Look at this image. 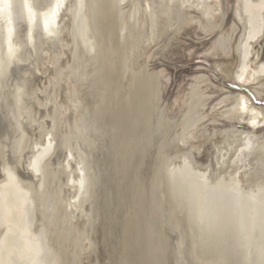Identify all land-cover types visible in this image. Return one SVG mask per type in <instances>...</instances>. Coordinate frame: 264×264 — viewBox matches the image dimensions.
I'll list each match as a JSON object with an SVG mask.
<instances>
[{
    "label": "rangeland",
    "instance_id": "374dc122",
    "mask_svg": "<svg viewBox=\"0 0 264 264\" xmlns=\"http://www.w3.org/2000/svg\"><path fill=\"white\" fill-rule=\"evenodd\" d=\"M52 1L49 8L36 14L45 35L58 25ZM128 3L121 6L119 0H89L88 10L93 12L89 31L93 34L88 31L87 35H96L103 49L98 50L101 59L97 55L93 61L94 53L88 54V44H84L85 35L76 29L80 35L76 31L79 37L62 64L59 59L39 60V79L28 96L18 98L20 104L34 97L33 143L43 144L44 138L56 142L44 167L45 177L37 182L22 175L24 169L16 160L12 163L8 152L5 158L7 167L18 175L19 186L32 191V197L28 192L34 202L29 218L33 220L31 235H39L45 244L47 264H245V260L246 264H260L234 225L230 230L227 225L225 230L216 229L213 218L218 214L223 217L216 206L201 205L193 199L196 195L190 202L170 180V168L174 170L180 160H187L183 164L192 171L199 173L204 167L205 172L211 171L208 174L213 181L226 185L234 183L231 172L243 167L239 177L245 186L264 187V128L254 133L233 115L242 91L224 71L226 60L236 56L245 33L244 22L232 13L231 0H224L216 18L198 12L186 22L188 9L154 4L156 20L149 30L157 38L145 45L147 27L137 13L129 19ZM97 14L102 15H98L102 25ZM206 17H212L210 22ZM179 18L182 23L178 26ZM76 39H81V49ZM20 41L24 43L22 38ZM43 46L39 54L44 53ZM258 50L264 57L262 46ZM196 60L209 65H186ZM61 73H71V85L61 79ZM9 92L10 88L5 91L7 104ZM76 104L79 110L74 114ZM254 135L256 150L236 162L239 148ZM5 139L3 150L7 149ZM216 154H220L221 164ZM233 156L236 158L231 160ZM79 163L87 167L91 185L90 197L81 207L71 204L72 189L67 186L72 173H78ZM3 175L0 181L5 179ZM201 208H213L218 214L213 217L215 211H210L202 217L205 212Z\"/></svg>",
    "mask_w": 264,
    "mask_h": 264
},
{
    "label": "bare ground",
    "instance_id": "6f19581e",
    "mask_svg": "<svg viewBox=\"0 0 264 264\" xmlns=\"http://www.w3.org/2000/svg\"><path fill=\"white\" fill-rule=\"evenodd\" d=\"M33 1L36 4L35 8L30 6L28 0H18L16 2H14V0H0V21H2V27L0 29V175L2 173L5 175H3L5 179L0 181V229L4 228V230H0V233H2V231L4 232L2 233V238L0 239V264H47L45 262L47 260H45L44 257L48 256H45V252H47V250H44V247L42 246L44 243H41V239L38 237L39 235L37 234V237L35 233L33 234L35 237L31 235V226L33 220L31 221L29 218H31V214L34 210L32 209V206L34 205L32 204L34 202L31 199L32 191L30 192L28 190V192L31 194L29 199L27 187L25 191L23 189L24 186H19L20 184L17 183L18 175L15 171H12L7 167V160H5V158L7 156V152L9 153V151L12 150L14 152V160H16L15 162H18V164L24 169H21V167L19 168L24 171H22V173H24L22 175H24V177L29 180L31 179L34 182H37L39 178L45 177V172H43L45 171L44 167L46 162H48L47 160L50 159V155L54 154L52 150L53 147L56 146V142L53 143L54 141L52 138H49L51 136L48 137L45 133L46 135L44 136L49 139L45 140L43 137V144L33 143L34 140L32 141V138L35 137V134L34 130L33 132L31 131V120L33 118L32 108L35 104L34 97H27L28 99L20 104L17 103L19 100L18 98L21 97L24 99V96H28L30 94V89L25 84L29 81V78L32 79V77H34L36 81L39 77V72L37 70L39 60L42 61L44 59L45 62H48L46 59L53 58L55 61L59 59V63L62 64V61L70 54L72 50V42L75 41V38H78L80 35L78 31L82 30V34L85 35L83 36L85 37L84 44H88V54L92 52L93 55L94 53L92 56L93 61H96L95 57L100 52H98V50H103L98 46L95 34L91 37H89L90 35H87L92 25L91 17L93 14V12L91 13V11L88 10L89 0H53L52 7L54 12H57L58 14V25L57 29H55L50 34L48 33L49 35H45L46 33L43 29H41L42 26L40 23L37 24L36 19L39 17H36V14L39 10H44V8H47L49 4H51L50 0ZM127 3V0H119V4H121V6L124 4L126 5ZM163 3L169 7L172 6L174 8L188 9V12H186V19H184L185 22L193 20L194 15L198 12L204 14L205 16H212L213 18H216L218 17L219 13L222 12L224 7V0H131V2L128 3L126 7L127 14L129 19H133L137 13L139 14L140 18L144 20L145 27H147L145 45L157 38L155 34H152L149 30L152 28L151 25L153 26V23H155L156 20L153 5L158 4L160 7ZM231 3L232 13H236L245 24V33L238 42L236 56L233 59L226 60V62L224 61V71L229 76V81L232 82L236 88L242 91V93L237 97V102L234 104L232 110L233 115L237 117V119L239 118L241 123L248 125L250 129L256 133V131L259 129L264 128V112L262 109L264 107V57L261 56V51L258 50L259 46H262V49H264V0H231ZM69 6H72V8H69ZM96 7H98V5ZM98 15L100 14H97V21L102 25V19L100 20L102 15H100V17ZM43 17L47 18V16ZM212 17H206L209 19L208 22H210ZM103 21L105 22V20ZM18 22L21 23V30L20 33L17 34L18 31H16V26L18 25ZM180 22L182 23V18L177 20L178 26L180 25ZM106 25L107 23L105 22V24H103L104 28ZM175 25L176 24H174V26ZM38 29L41 30L40 37L33 33ZM76 31L77 34H79L78 36ZM89 32H91V30ZM91 34L93 33L91 32ZM54 36L57 38L56 41ZM21 38L24 40V43L20 41ZM62 40H64V42H62ZM76 40L78 41L77 44L79 47V40L81 39ZM6 43H8V49L6 48L5 50ZM42 43L46 47L45 51L43 54H39L36 51V58L34 59L32 51L33 49L39 50L42 47ZM226 47L228 48V45ZM226 47L222 48V50H226ZM66 48H69V50ZM79 49H81V45ZM226 51H229V55L231 54L230 48H228ZM102 54L104 53H101V55ZM99 55L97 56L98 58H100ZM90 61L88 63H92ZM39 64V66H41L42 63ZM8 77L11 80V85H8L5 81ZM71 77V73H61V79H64V81L67 83L70 82V85L72 83ZM9 88L10 102L7 104L8 98L5 91ZM19 105L21 108H16ZM78 110L79 105L76 104L74 111L72 112L76 114ZM236 130L234 131L236 132ZM238 131L239 130H237V132ZM249 135L251 136V134ZM255 137L256 136L254 135L252 138H246L247 141L246 143L244 142L242 149L241 147L239 148L240 150L238 147H236V145H234L235 148L239 150V153L237 150V158L233 156V158L231 157L230 159L232 160L235 157L236 162L238 160H245L251 150L253 151L255 143L253 138ZM2 139L6 140L7 151L2 149ZM53 144H55V146H53ZM229 150L230 149L228 147V150L226 151L227 155L229 154ZM220 153L223 152L220 151ZM70 154L71 155L69 157H72L73 155L71 152ZM217 156H219L218 161L221 164V161L219 160L220 154ZM228 156L230 157V154ZM187 157L188 159L190 158L189 156ZM70 159L73 160L74 157ZM226 160L224 161L227 162ZM181 161L183 160H180V165L178 164L174 170H172L173 167L170 168V180L174 182V185L176 186L175 188H177L179 192L183 193L186 196L185 198L190 202L194 195H196L197 198L193 199L195 201L196 199L200 200L201 205L205 203L206 206L209 205L208 208L216 206L217 212L222 214L223 217H220L215 209V212L213 211L214 207L211 210L209 209L208 211H202L203 209H206L205 205L201 206L205 207L203 209L201 208V211L205 212V214L202 213L204 214L202 217H206V212L210 213V211L214 212L213 217L218 214V216L213 218V221H215L214 224L216 223V226L218 225L216 229H219L220 231L225 230L227 226L229 228L230 225H234L235 227H232L236 228L235 231H237L239 236H242L241 240L243 242L245 241L246 247L255 251V255L259 260L257 262L264 264V187L256 186V188L255 186H245L239 177L240 174H243V167H239L236 171L231 172V175L234 178V183L226 185L221 180H218L217 182L213 181L211 179L212 177L209 176V174H211L210 170V172H205L206 169L203 167L202 169H205L203 171L201 169L202 166H200L198 169H201L202 172L199 171L198 173L197 170L192 171L189 165L183 164L185 160L183 162ZM191 161L190 163L193 164ZM185 162H187V160ZM68 164L70 166V163ZM14 166L13 168H15L17 165L15 167ZM69 166L66 165V167ZM84 166V164H78V173L76 175H74L75 173H72L71 179H69V184L67 185L69 189H72L70 194L71 204L77 207H81V205L86 201L87 197H90L88 194L91 193L90 176L87 167ZM246 167H248V165ZM71 170L72 169L70 168L69 171L71 172ZM166 172L168 173V170H166ZM17 173L19 172L17 171ZM42 182H40V186H42ZM196 192H199V194H196ZM197 195L200 197L198 198ZM217 207H220L219 211ZM225 213L226 215H224ZM207 217L211 218V215ZM202 219L205 220L207 218ZM223 219L226 220L223 221ZM209 223L212 226L213 223ZM232 227L230 228L233 229ZM88 228L89 227H87V229ZM234 237L236 238L235 235ZM246 250L248 249L246 248ZM246 262L247 261L245 260V264Z\"/></svg>",
    "mask_w": 264,
    "mask_h": 264
},
{
    "label": "water",
    "instance_id": "95a60500",
    "mask_svg": "<svg viewBox=\"0 0 264 264\" xmlns=\"http://www.w3.org/2000/svg\"><path fill=\"white\" fill-rule=\"evenodd\" d=\"M16 1H18V0H14V2H16ZM29 1V3H30V6L31 7H33V8H35L36 7V4H35V2L33 1V0H28ZM20 22H18V25L16 26V31H18L17 32V34L18 33H20V30H21V26H20ZM35 31V30H34ZM33 33H35V34H37L38 35V37H40L41 36V30H36V32H33ZM54 38H55V36H54ZM57 40V38H55V41ZM41 41V40H40ZM36 51L38 52V50L37 49H33V57H34V59L36 58ZM199 63H205V64H208L209 65V63L208 62H206V61H204V60H196V61H192V62H188V63H186V65H191V64H199ZM29 80V81H28ZM27 81L28 82H26V84L25 85H27V87L30 89V91L33 89V87H34V84H35V78L34 77H32V79L31 78H29ZM31 80H32V83H31ZM6 81V83L9 85L10 83H11V80L9 79V77L5 80ZM11 85V84H10ZM34 109V108H33ZM3 149V148H2ZM9 158H10V160L13 162V161H15L14 160V152L12 151V150H10L9 151ZM14 163V162H13ZM0 165H1V158H0Z\"/></svg>",
    "mask_w": 264,
    "mask_h": 264
}]
</instances>
